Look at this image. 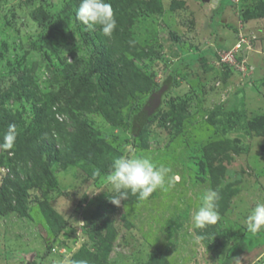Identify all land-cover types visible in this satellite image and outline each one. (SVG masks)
<instances>
[{"label": "rangeland", "instance_id": "obj_1", "mask_svg": "<svg viewBox=\"0 0 264 264\" xmlns=\"http://www.w3.org/2000/svg\"><path fill=\"white\" fill-rule=\"evenodd\" d=\"M66 1L0 0V188L21 139L58 151L46 175L49 151L22 150L19 175L34 177L0 214V264H264V0H122L133 20L122 48L135 45L102 71L94 26L71 13L52 32L33 18L44 6L59 22ZM241 26L257 36L246 72L216 54ZM181 57L135 137L132 117Z\"/></svg>", "mask_w": 264, "mask_h": 264}, {"label": "trees", "instance_id": "obj_2", "mask_svg": "<svg viewBox=\"0 0 264 264\" xmlns=\"http://www.w3.org/2000/svg\"><path fill=\"white\" fill-rule=\"evenodd\" d=\"M121 1L122 0H67L63 9L64 13H66V16L59 22H54L53 16L55 15L44 6H40L37 11L34 12L33 18L35 20H38L42 24H49L51 26L52 32L63 30V28L68 25L69 18H72L71 13L74 16L79 27L83 26L88 29L91 26H94L96 36L98 37V43L93 58L95 62V69L102 71L105 61H114L116 63V61H118L122 56V58L129 60L128 58H126L123 50H131L135 45V41L129 40L127 47L122 48L124 39L127 38V36H130L129 34L131 25L133 24V20L129 19V12L127 13V11L123 8V2ZM158 2H160V0H158ZM215 9L219 10L221 8L217 6V8ZM132 11L133 10L130 11L131 14ZM116 47L120 48V58H117L115 54L112 53L113 50H116ZM219 51H216L218 57L220 56ZM185 62H187V60L181 57V59L174 65L170 74L164 79L162 86L164 84H167V90L164 92V94L172 89L175 79V72L178 70L180 65ZM81 79L92 80L93 78L91 77V75H84ZM18 86L22 90L21 93H17L18 90L16 88V85H13L11 89L5 92V100L7 97L16 93L17 101H21L23 99L22 94H27L26 87L22 82H19ZM157 90H159V88L154 89L153 93ZM155 113H153L152 115H147L142 108L139 113L135 114L132 117L131 132L135 137H138L142 134ZM75 125L76 133H78L79 135L91 136L93 134L84 122L80 123L77 120L75 122ZM39 137L40 136L37 133L36 135H32L27 137L26 139L20 140L21 150L17 155H15L17 157L15 165L11 166V172L4 177V184L0 188V214H5L9 211L18 209V206L20 205V199L22 198L24 191L27 190V187H25V185L29 186L30 181L34 177V175H31L28 172L25 178H21L18 172V168L20 166H29L27 153H29L31 150L26 148H28L29 145L33 144V142L38 143L40 146L42 144V146L49 151L47 157V165L45 167L47 169L46 175L49 174V163L51 162V158L55 156L58 151L56 150V148L49 146L47 143H44L43 139ZM22 150H27V153L26 151ZM66 223L67 221L63 223L62 228L66 226ZM50 249L51 246L47 248V251L44 253V257L48 255Z\"/></svg>", "mask_w": 264, "mask_h": 264}, {"label": "built area", "instance_id": "obj_3", "mask_svg": "<svg viewBox=\"0 0 264 264\" xmlns=\"http://www.w3.org/2000/svg\"><path fill=\"white\" fill-rule=\"evenodd\" d=\"M238 2L239 0H233ZM243 26L240 27V38L237 41L236 45L229 49H222L219 51V58L222 63H227L240 71H248L253 69L254 65L249 61V57L246 54L249 50L254 49V40L257 38L256 35L250 36L247 32L242 33ZM241 51H245L242 53Z\"/></svg>", "mask_w": 264, "mask_h": 264}, {"label": "water", "instance_id": "obj_4", "mask_svg": "<svg viewBox=\"0 0 264 264\" xmlns=\"http://www.w3.org/2000/svg\"><path fill=\"white\" fill-rule=\"evenodd\" d=\"M203 2L210 3L212 2V5L215 7L217 5V0H202ZM167 90V84H164L159 90L155 91L152 96L150 97L149 101L144 106L143 110L147 115H152L155 113L157 108L162 103V97L164 92Z\"/></svg>", "mask_w": 264, "mask_h": 264}, {"label": "clouds", "instance_id": "obj_5", "mask_svg": "<svg viewBox=\"0 0 264 264\" xmlns=\"http://www.w3.org/2000/svg\"><path fill=\"white\" fill-rule=\"evenodd\" d=\"M213 1V0H212ZM219 1L220 0H217V5L215 6V7H217L218 6V4H219ZM232 2H234L233 0H232ZM211 3V5H212V2H210ZM236 3V2H235ZM213 6V5H212ZM214 7V6H213ZM254 65V64H253Z\"/></svg>", "mask_w": 264, "mask_h": 264}]
</instances>
